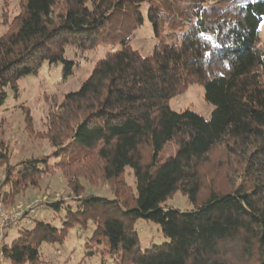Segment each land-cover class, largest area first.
<instances>
[{"label": "trees", "instance_id": "1", "mask_svg": "<svg viewBox=\"0 0 264 264\" xmlns=\"http://www.w3.org/2000/svg\"><path fill=\"white\" fill-rule=\"evenodd\" d=\"M152 1L24 0L14 28L0 37V110L7 89L17 92L18 81L38 74L45 63H63L65 76L72 75L74 62L65 58L69 47L120 46L99 60L80 89L68 93L57 113L49 115L51 158L71 157L57 167L77 209L67 207L61 229L35 219L18 238L3 242L2 264H41L44 243L62 242L71 228H87L91 220L96 227L92 240L104 255L120 257L118 264H264V46L258 43L264 0H237L224 9L202 4L222 0H196L185 15L188 30L181 44L161 45L143 57L129 41L143 24L140 8L146 2L155 29L161 28L164 17ZM118 15L130 17V26L115 25ZM105 27L111 29L98 40ZM191 85L202 86L205 100L215 107L209 118L171 109L170 101ZM168 143H175V155L163 158ZM217 147L224 148L226 166L242 181L233 191H213L199 203L201 167ZM48 158H30L15 169L8 166L1 144L4 185L10 186L7 193L0 191L5 207L19 188L38 184ZM92 163L97 170L89 173ZM128 168L136 183L130 200L82 196L81 180L99 175L112 183ZM177 192L194 210L165 206ZM65 202L61 197L42 205L60 212ZM138 219L159 225L168 242L142 251L138 233L124 223ZM90 250L86 256L101 251Z\"/></svg>", "mask_w": 264, "mask_h": 264}, {"label": "rangeland", "instance_id": "2", "mask_svg": "<svg viewBox=\"0 0 264 264\" xmlns=\"http://www.w3.org/2000/svg\"><path fill=\"white\" fill-rule=\"evenodd\" d=\"M24 0H0V37L12 30L13 21L19 15ZM153 4L159 6L158 10L163 15V23L158 31L151 20L149 8L150 3L142 4L140 12L144 18L143 24L135 31L129 41L130 46L140 52L143 57L151 56L156 48L161 45L181 44V35L188 29L184 23L188 19V9L196 0H153ZM151 2V3H152ZM237 0H222L220 2H204L205 8L224 9L229 5L236 4ZM188 14L187 16H185ZM130 17L115 16L113 23L119 24L120 29L130 26ZM188 26V25H187ZM118 27V26H117ZM118 28V29H119ZM111 29L105 27L101 35ZM259 45L264 46V18L260 25ZM120 49V46H110L100 43L93 49H82L75 46L69 47L65 58L74 62L72 75L65 76V64L50 65L45 63L38 74L29 75L18 81V90L15 92L10 87L7 89L8 97L0 110V146L9 156L8 166L15 169L21 167L22 162L30 158L49 159V165L43 170L46 173L40 175L36 186L19 188L15 196L9 195L7 209H15L22 204L40 201L44 203L49 199L66 198L63 209L60 212L38 209L34 216L25 218L19 224L8 227L5 234L8 237L4 242L11 243L21 234V229L31 228L35 219L52 224L58 229L63 227L67 217V207L75 211L78 201L68 186V180L58 163L62 164L70 160V156L58 159L51 158L54 151L48 138L49 115L57 113L58 107L64 97L70 92H76L91 75L96 63L105 58L109 53ZM170 107L175 112L192 110L204 118H209L215 107L204 98V88L200 85H191L188 90L170 101ZM90 151V150H89ZM175 143H168L161 156L168 158L175 155ZM88 153V151L86 150ZM227 156L223 147H217L201 167L203 188L199 197L202 203L210 196V193H228L233 191L242 181L241 176L234 173L227 165ZM61 162V163H60ZM87 172L97 170V164L88 165ZM6 165L0 163V191L5 194L10 186H5ZM49 167V168H48ZM79 170H82L78 168ZM75 169V170H78ZM83 186V197L97 196L99 198L114 200L115 196L123 199H131L136 194V183L134 172L128 168L119 181L108 183L101 180L99 175L89 179L81 180ZM165 206L170 209L188 212L194 210V204L181 192L175 193L169 198ZM110 210L121 214L118 208L110 206ZM103 210V207L101 208ZM80 216V215H79ZM127 226L138 233L140 238V249L143 251L153 245H161L168 240L163 236L159 225L144 219L135 222H124ZM95 224L91 220L87 228L80 224L75 225L68 232L67 237L56 244L44 243L41 248V264H118L120 257H110L103 254L97 240H92ZM20 229V230H19ZM101 249L94 256H86L90 249ZM4 264H10L5 262Z\"/></svg>", "mask_w": 264, "mask_h": 264}, {"label": "built area", "instance_id": "3", "mask_svg": "<svg viewBox=\"0 0 264 264\" xmlns=\"http://www.w3.org/2000/svg\"><path fill=\"white\" fill-rule=\"evenodd\" d=\"M42 207V202L40 203L39 200L22 204L15 209H7L4 204L0 202V264L3 263L1 247L4 242L5 230H7L10 225L21 221V219L34 216L37 210Z\"/></svg>", "mask_w": 264, "mask_h": 264}]
</instances>
